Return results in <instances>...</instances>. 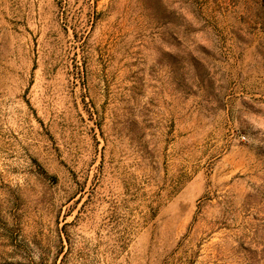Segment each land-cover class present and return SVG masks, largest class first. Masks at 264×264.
<instances>
[{
    "label": "rangeland",
    "instance_id": "obj_1",
    "mask_svg": "<svg viewBox=\"0 0 264 264\" xmlns=\"http://www.w3.org/2000/svg\"><path fill=\"white\" fill-rule=\"evenodd\" d=\"M0 264H264V0H0Z\"/></svg>",
    "mask_w": 264,
    "mask_h": 264
}]
</instances>
